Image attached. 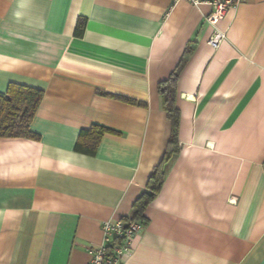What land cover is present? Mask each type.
Wrapping results in <instances>:
<instances>
[{
    "label": "crops",
    "instance_id": "0c3cea01",
    "mask_svg": "<svg viewBox=\"0 0 264 264\" xmlns=\"http://www.w3.org/2000/svg\"><path fill=\"white\" fill-rule=\"evenodd\" d=\"M210 11L0 0V93L42 91L29 125L38 139L0 138V264L89 263L101 223L130 214L164 156L171 123L157 85L188 45L179 153L124 264H264V0L233 5L215 26ZM92 126L106 131L90 156L75 145Z\"/></svg>",
    "mask_w": 264,
    "mask_h": 264
},
{
    "label": "trees",
    "instance_id": "16d2710c",
    "mask_svg": "<svg viewBox=\"0 0 264 264\" xmlns=\"http://www.w3.org/2000/svg\"><path fill=\"white\" fill-rule=\"evenodd\" d=\"M84 25L77 22L75 33L82 35ZM193 48L188 45L184 49L178 64L164 81L157 85L161 105L171 123V134L161 162L155 166L149 176L146 188L134 200L131 212L127 217L121 218L122 222L137 220L143 227L148 220L144 216L146 206L155 198L163 185L168 165L179 153L178 126L179 110L175 106L176 86L179 74L191 55ZM42 91L22 85L12 84L7 91L0 93V138H29L38 139V136L29 129L31 120L41 101ZM106 130L99 126H92L87 131L81 132L84 139H79L75 150L93 156L101 135ZM88 139L87 143L84 141Z\"/></svg>",
    "mask_w": 264,
    "mask_h": 264
},
{
    "label": "built area",
    "instance_id": "2783aa9c",
    "mask_svg": "<svg viewBox=\"0 0 264 264\" xmlns=\"http://www.w3.org/2000/svg\"><path fill=\"white\" fill-rule=\"evenodd\" d=\"M181 0H172L175 4ZM194 6L206 4L211 11L206 20L212 26L220 19L224 13L233 5L239 4L244 0H183ZM223 33L214 31L208 38V43L215 47L222 40ZM143 225L137 220L128 222L103 221L101 231L103 233V242L91 251V258L88 264H124L125 259L131 251V239L136 235Z\"/></svg>",
    "mask_w": 264,
    "mask_h": 264
}]
</instances>
